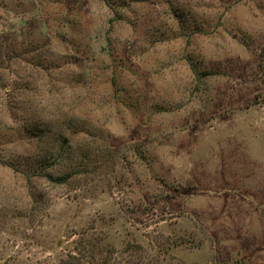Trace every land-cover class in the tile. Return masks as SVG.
Listing matches in <instances>:
<instances>
[{
  "label": "rangeland",
  "instance_id": "1",
  "mask_svg": "<svg viewBox=\"0 0 264 264\" xmlns=\"http://www.w3.org/2000/svg\"><path fill=\"white\" fill-rule=\"evenodd\" d=\"M0 264H264V0H0Z\"/></svg>",
  "mask_w": 264,
  "mask_h": 264
}]
</instances>
